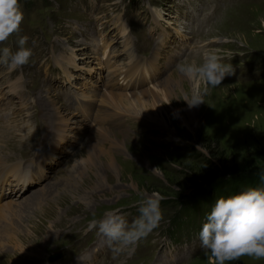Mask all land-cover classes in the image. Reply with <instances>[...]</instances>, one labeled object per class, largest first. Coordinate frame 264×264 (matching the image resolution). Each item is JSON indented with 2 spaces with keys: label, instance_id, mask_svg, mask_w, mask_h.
Masks as SVG:
<instances>
[{
  "label": "rangeland",
  "instance_id": "374dc122",
  "mask_svg": "<svg viewBox=\"0 0 264 264\" xmlns=\"http://www.w3.org/2000/svg\"><path fill=\"white\" fill-rule=\"evenodd\" d=\"M215 2L19 0L24 17L20 32L0 47L15 51L19 36H28L26 46L33 55L15 72L0 65V98H5L0 99V158L5 163L24 161L37 175L45 168V175L30 173L25 194L16 189L5 197L13 185L0 195V264H46L57 252L63 255L57 264L78 259H85V264H172L168 253L158 249L171 244L174 252L182 251L173 241L180 235H185L187 256L177 259L179 264H215L195 241L205 212L221 196L240 193L231 183L244 182L245 189L264 187V0H230L223 5L211 29H204V42L191 54L184 53L185 47L172 46L171 34L176 40L177 34H184L180 44L185 35L186 45L192 38L187 12L194 10L189 7L208 11ZM121 22L122 30L125 26L137 36L131 45L137 55L135 70L143 66V59L150 66L157 64L149 73L157 76L139 89L104 87L103 80L108 88L109 81L131 66L132 53L129 59H110L123 51L121 37L126 32L120 33ZM162 29L171 33L168 42H162ZM106 33L107 45H119V51L116 47L105 53L102 64L99 39ZM62 54H71L62 58L65 71H73L70 65L82 72L79 78L73 73L75 79L65 93L51 89L56 85L47 84L48 77L39 70L42 65L47 72L60 68ZM209 54L235 69L220 86L189 80L177 71L178 64L200 65ZM111 61L114 68L104 71ZM205 88L204 103L189 109L185 94ZM69 91L71 97L83 96L86 104L66 107ZM81 109L84 114H78ZM39 131L42 136L37 138ZM217 182L231 187L211 190ZM145 191L162 198L163 219L137 245L112 252L106 238L87 225L108 211L132 223ZM199 192L208 196L185 208ZM189 225L192 228L184 229ZM227 264L264 260L241 257Z\"/></svg>",
  "mask_w": 264,
  "mask_h": 264
},
{
  "label": "clouds",
  "instance_id": "9594fccd",
  "mask_svg": "<svg viewBox=\"0 0 264 264\" xmlns=\"http://www.w3.org/2000/svg\"><path fill=\"white\" fill-rule=\"evenodd\" d=\"M19 0H0V45L10 37L18 35L23 22ZM29 37L19 36L18 48L0 47V65L7 71L15 72L27 65L33 50L27 47ZM177 71L185 78L202 79L208 86H220L224 79L235 74L231 64H223L214 54L205 57L200 65L180 63ZM208 88L202 92L193 90L185 94L188 108L204 103ZM264 181V172L261 173ZM139 215L131 225L118 213L108 211L100 220L93 219L87 229L97 230L106 238L114 253L131 248L147 238L163 219L160 199L156 194L140 193ZM199 240L205 256L215 264H227L241 257L264 260V187L249 188L238 194L216 199L205 215V222L199 231Z\"/></svg>",
  "mask_w": 264,
  "mask_h": 264
},
{
  "label": "bare ground",
  "instance_id": "6f19581e",
  "mask_svg": "<svg viewBox=\"0 0 264 264\" xmlns=\"http://www.w3.org/2000/svg\"><path fill=\"white\" fill-rule=\"evenodd\" d=\"M124 24L121 22L120 23V29H119V31H120V33L121 32H124L125 30H122V28H121V26H123ZM124 40H128V38H124ZM71 54H73V53H71ZM70 54V55H71ZM70 55H67V54H62L61 55V60H62V62L64 63V61H63V57L65 56H70ZM131 57H132V55H131ZM157 58V57H156ZM77 59V58H76ZM77 61V60H76ZM75 68L73 67V66H70V65H68V70L70 71H72V70H74ZM73 72V71H72ZM65 73H68L67 71H65ZM69 74V73H68ZM157 75H156V73L153 71V74H150V77H151V79L154 77H156ZM130 82V81H129ZM129 82L127 83V84H129ZM114 89V88H113ZM9 93V92H8ZM7 94V93H6ZM2 98H4V97H2ZM2 98H0V99H2ZM4 100H0V104L3 102ZM76 104V103H75ZM37 143V142H36ZM7 164H10V163H5V161H3L1 158H0V168H2L3 166H5V165H7ZM13 170H16V171H20V168L18 169H16V167H14L13 168ZM12 170V171H13ZM9 174V172H7L6 173V175H8ZM29 175H31L30 173H28V178H29ZM1 182H4V180H1L0 181V183ZM28 184H29V182H27L26 184H25V186L24 185H15V188L14 187H11V188H9V191H8V193L7 194H5V197L6 196H8V195H12V193H15V191H16V189L19 191V193H20V195H22V194H24V192H25V189L28 187Z\"/></svg>",
  "mask_w": 264,
  "mask_h": 264
},
{
  "label": "trees",
  "instance_id": "16d2710c",
  "mask_svg": "<svg viewBox=\"0 0 264 264\" xmlns=\"http://www.w3.org/2000/svg\"><path fill=\"white\" fill-rule=\"evenodd\" d=\"M220 184L222 185V182H217L216 184H214V186L211 187L212 188L211 190H213V191L216 190V192H217V190H219V192H222L224 188L230 189L229 187H231L229 185L226 186V187H223V186L221 187ZM231 184H232V188H234L235 190H237V193H238V191L241 192V191H245V190L249 189L248 187H247V189H245L246 188V183H244V182H237V183H235V185L233 183H231ZM219 187H220V189H219ZM202 188H199V189H202ZM200 191H203L204 192L205 190L202 189ZM200 193L201 192H199L198 193V196H196L192 201H191V198H190V200L188 201L187 205H185V208H188L193 203H198V202L202 201L203 198H205V197L208 196L207 195V192H205V194L203 193L201 195H200ZM205 210H206V208H205ZM205 213H207V212H205Z\"/></svg>",
  "mask_w": 264,
  "mask_h": 264
}]
</instances>
